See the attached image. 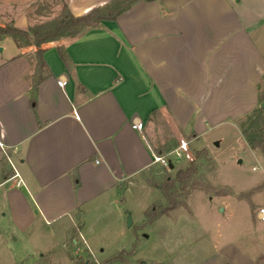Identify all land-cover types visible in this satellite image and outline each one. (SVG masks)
<instances>
[{
  "label": "crops",
  "instance_id": "crops-1",
  "mask_svg": "<svg viewBox=\"0 0 264 264\" xmlns=\"http://www.w3.org/2000/svg\"><path fill=\"white\" fill-rule=\"evenodd\" d=\"M32 1L0 0V18L10 3ZM110 1L63 0L74 15ZM12 21L28 28L23 11ZM40 48L45 74L33 90ZM0 51V256L16 264L30 255L16 248L40 227L71 224L82 235L86 214L104 213L99 202L158 164L155 150L182 139L212 153V132L217 145L225 130L242 137L264 80V0H135L55 44L18 47L3 30ZM242 139L262 156L263 180L251 190L262 188L264 152Z\"/></svg>",
  "mask_w": 264,
  "mask_h": 264
},
{
  "label": "rangeland",
  "instance_id": "rangeland-1",
  "mask_svg": "<svg viewBox=\"0 0 264 264\" xmlns=\"http://www.w3.org/2000/svg\"><path fill=\"white\" fill-rule=\"evenodd\" d=\"M60 8L59 0L10 3L3 7L1 27L21 11L28 27L51 21ZM153 129L156 135L163 132L162 126ZM224 133L227 137L219 145L210 139L214 132L205 137L212 151L208 159H195L192 150L200 144L192 142L182 160L172 158L176 167L187 164L190 156L199 161L195 172L200 185L180 195L156 218L150 219L149 211L167 206L160 184L170 174L160 164L120 183L111 199L99 202L104 213L97 215L92 209L86 214L84 235L71 224L64 226L63 233L60 224L40 227V237L16 248L30 254L16 264H264V215L256 216L260 207L253 206H264V187L251 190L263 180V159L256 160L235 131ZM0 264L13 263L0 256Z\"/></svg>",
  "mask_w": 264,
  "mask_h": 264
},
{
  "label": "trees",
  "instance_id": "trees-1",
  "mask_svg": "<svg viewBox=\"0 0 264 264\" xmlns=\"http://www.w3.org/2000/svg\"><path fill=\"white\" fill-rule=\"evenodd\" d=\"M133 1L135 0H111L106 6L93 8L81 15H74L63 0H59L61 5L60 13L53 20L29 26L26 30L16 27L10 20L5 22L3 27L0 26V39L3 37V30L18 47L74 38L85 30L98 26L102 20L114 19L127 9ZM57 49L61 59L68 63L63 47L57 46ZM44 50L43 48L36 49L33 54V90H35L37 83L45 74V63L42 57ZM239 128L242 137L251 149L264 152V94H259L257 106L239 122ZM186 139H189V137H186ZM172 147L173 144L166 147L165 150L157 149L155 153L157 156L164 155ZM192 153L195 159H208V151L205 147L195 148ZM198 166H200L199 161L196 162V169H198ZM164 168L170 174L163 177L160 190L167 206L162 207L159 205L158 207H153L149 211L150 219L156 218L164 210H167L168 204L176 203L180 195L200 185L196 178L195 167L191 162L181 167H176V163L173 162L172 167L166 166ZM78 264L87 263L79 261Z\"/></svg>",
  "mask_w": 264,
  "mask_h": 264
},
{
  "label": "built area",
  "instance_id": "built-area-1",
  "mask_svg": "<svg viewBox=\"0 0 264 264\" xmlns=\"http://www.w3.org/2000/svg\"><path fill=\"white\" fill-rule=\"evenodd\" d=\"M188 143L185 140H179L177 146H175L173 149H171L167 154L161 155V156H155L154 161L164 167L168 166V162L170 161L173 163L172 158H174L176 161L182 160L185 155L188 153ZM189 162L193 164V166L196 169V163L194 160V157H189ZM13 169V168H12ZM12 178H15V184L20 185L22 183L21 179L18 176V173L14 171Z\"/></svg>",
  "mask_w": 264,
  "mask_h": 264
},
{
  "label": "water",
  "instance_id": "water-1",
  "mask_svg": "<svg viewBox=\"0 0 264 264\" xmlns=\"http://www.w3.org/2000/svg\"><path fill=\"white\" fill-rule=\"evenodd\" d=\"M168 167H172V163L170 161L168 162ZM127 223L128 225H130L131 223V217H130L129 212H127Z\"/></svg>",
  "mask_w": 264,
  "mask_h": 264
}]
</instances>
